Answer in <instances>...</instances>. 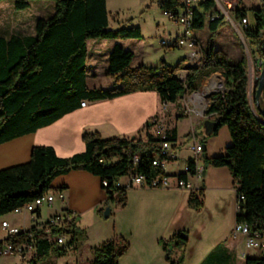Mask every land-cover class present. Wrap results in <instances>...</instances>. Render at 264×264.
I'll return each instance as SVG.
<instances>
[{
    "label": "trees",
    "instance_id": "trees-1",
    "mask_svg": "<svg viewBox=\"0 0 264 264\" xmlns=\"http://www.w3.org/2000/svg\"><path fill=\"white\" fill-rule=\"evenodd\" d=\"M4 1V0H0ZM34 0H13L17 11L29 8ZM54 14L47 19L39 18L35 34L0 37V144L32 134L47 127L81 108L82 102L93 103L110 100L136 92H156L161 104H175L181 100L185 91L199 89V77L190 72L181 80L177 72L183 60L175 66L162 61L158 67H130L133 52L116 44L108 57V76L115 80L112 88L89 89L88 42L90 40H139L142 30L129 24L118 29H109L107 0H52ZM262 2V1H261ZM162 11L174 13L181 7L179 0H158ZM216 4L213 0L201 1L194 9L193 30H202L207 16H215ZM249 13L254 25L242 30L253 55L258 54L259 74L264 63V4L261 8L248 10L240 6L233 12L232 19L240 22ZM210 22L211 36L202 50L201 68L213 72L222 71L225 78V93L212 98L206 116L213 115L216 120L206 123L210 133L208 138L227 127L232 140L224 154L208 158L202 155L203 162L215 168L227 167L233 177V184L239 199L236 223L246 224L251 233L264 234V120L257 107L253 111L248 92L249 77L246 59L232 63L228 55L216 48V37L225 17L216 16ZM182 34V33H181ZM194 41V35L189 34ZM175 42V40H174ZM175 50L174 45L169 47ZM210 73H208L209 75ZM257 86V82L255 83ZM255 99V91L253 94ZM264 108V91L262 94ZM256 102V101H255ZM158 116L147 122L142 131L131 138L103 139L99 133H85V150L68 158H61L53 147L37 146L32 149L30 161L0 171V218L13 213L24 205L42 197L53 190L52 182L59 176L72 171H86L100 178L107 199L101 209L100 217L111 205L124 208L127 204V187H119L123 177L143 176L147 183L167 176L159 167L153 165L155 157L160 156L161 144L167 140L177 147L175 128L160 137L154 133ZM143 134V135H142ZM138 156L139 161L134 162ZM164 158L161 156V159ZM112 159H116L112 162ZM187 165L194 172L196 163L192 159ZM179 178L187 180L184 173ZM106 182L107 186H103ZM188 207L197 212L204 208V192L200 189L191 192ZM72 214L70 211H66ZM40 215V210L37 211ZM77 218L64 230L55 231L69 236L62 246L50 242L48 237L36 241V251L26 264H43L52 257L61 258L71 251H77L80 242L87 238L86 231L76 227ZM21 233L19 236H23ZM0 241V250L4 243ZM188 234L176 233L170 240L162 243L169 264H184ZM129 244L122 238L114 237L94 249L90 264H119L120 258L128 251ZM235 255L224 244L216 247L201 264H235ZM244 264H264V256H247Z\"/></svg>",
    "mask_w": 264,
    "mask_h": 264
},
{
    "label": "crops",
    "instance_id": "crops-1",
    "mask_svg": "<svg viewBox=\"0 0 264 264\" xmlns=\"http://www.w3.org/2000/svg\"><path fill=\"white\" fill-rule=\"evenodd\" d=\"M116 44L119 43L114 46ZM186 48L177 75L181 80H185L190 72L201 76L198 90L185 91L175 104H161L156 92H136L87 103L50 126L0 144V171L28 163L32 149L37 146L53 147L61 158L82 153L85 150V133L97 132L103 139L134 137L147 122L158 116L154 127L156 135L164 136L159 132L162 127L166 132L172 128L177 131V159L169 163L164 172L171 177L183 173L188 160L194 157L191 149L193 134L202 142L211 131L206 123H213L216 117L205 114L214 97L212 95L222 91L221 85L225 81L222 74H217L218 71L211 73L208 69L210 74H204L198 57L191 55L201 48ZM181 122L187 124L184 131L179 126ZM202 124H205L204 134L200 132L198 135L196 128ZM231 144L228 128L222 127L217 135L208 138L203 154L208 158L224 154ZM198 167L202 174L201 182L197 183L195 177L188 180L203 189L204 208L199 212L188 207L189 190L138 187L131 185L130 178L123 177L118 186L127 187L126 206L117 209L112 204L110 216L100 217L97 210L107 199L100 178L86 171H72L52 182L53 190L63 189V199L57 200L50 207L52 212L46 216L40 210L41 219L70 211L77 218V229L86 231L87 238L80 242L78 250L74 255H67L71 264H90L94 249L114 237L122 238L129 244L119 264H169L162 243L182 231L188 234L184 264H201L220 244L235 255V264H244L243 254L249 255L240 248V244L245 241L246 245V240L231 239L239 207L233 177L227 167L206 165L202 156ZM0 220V225L7 222L22 231L33 227L28 213L9 214ZM6 236L0 227V241Z\"/></svg>",
    "mask_w": 264,
    "mask_h": 264
},
{
    "label": "rangeland",
    "instance_id": "rangeland-1",
    "mask_svg": "<svg viewBox=\"0 0 264 264\" xmlns=\"http://www.w3.org/2000/svg\"><path fill=\"white\" fill-rule=\"evenodd\" d=\"M238 2L241 8H247L248 10L262 7L261 0H238ZM54 7L55 3L52 0H34L30 3L29 8L17 11L14 8L13 0L0 1V37L10 39L12 36L23 37L34 35L37 20L39 18H50L54 14ZM107 9L109 12V29H118L122 26L132 24L141 28L142 38L139 40H90L88 42L89 68L87 77V86L89 89H108L114 86L115 80L108 76L107 72L109 53L115 43H119L126 50L133 52L134 58L130 67L132 65L133 67L141 65L146 67H158L163 60H166L168 65L175 66L182 60L186 53V47L170 50L168 47L161 46V40L163 39H165V42L169 45L173 44L176 37L182 33V28L174 25L163 14L158 0H107ZM218 15L220 17L222 14L219 10H216L215 16ZM231 16H233V13ZM237 23L238 22L233 19L230 21L228 18H225V21L218 30L215 42L216 48L228 55L232 63H236L245 57L249 77L248 92L251 107L255 112L256 102L253 94L257 77L260 75L259 55H253L251 53L248 42ZM248 24L250 26L254 25V18L251 13H249L248 16ZM209 25L210 23L206 21V25L202 30L192 31L198 43V47L201 48V50L206 47L211 36ZM203 70L205 72L204 74H208V69L204 68ZM94 73L96 76H93ZM217 74H222V71L219 70ZM221 86L223 91L225 89V81ZM217 94H221V91L214 93L212 97ZM180 106H182V104ZM256 115L263 120L260 115ZM179 126L184 131L187 124L186 122H181ZM204 131L205 124L196 128L198 135L200 132L204 134ZM115 161L116 159H112V162ZM41 210L44 216L52 212V208L48 207V205L41 207ZM10 214L18 215L14 213ZM21 216L23 217V215ZM69 239L70 237L68 236L66 243ZM240 248L243 249L250 258L261 256L260 252L247 248L245 241L240 244ZM74 253L75 251H71L67 255H74ZM1 260L2 262L0 264H10L12 262L21 264V260L18 257L6 256ZM43 264H71V260L67 256L61 258L52 257Z\"/></svg>",
    "mask_w": 264,
    "mask_h": 264
},
{
    "label": "built area",
    "instance_id": "built-area-1",
    "mask_svg": "<svg viewBox=\"0 0 264 264\" xmlns=\"http://www.w3.org/2000/svg\"><path fill=\"white\" fill-rule=\"evenodd\" d=\"M204 0H179L181 7L177 12L171 10L163 11V14L176 26L182 28V33L193 34L192 24L194 9L198 7L199 3ZM216 4V10H219L220 13L232 21L231 14L239 7L238 0H213ZM217 19L216 16L212 14L207 16V21L213 22ZM247 19H243L237 23L241 30L247 27ZM161 46L165 47V39L161 40ZM175 47H188L190 49L198 48V43L194 37V41H183L181 40V34H179L175 39ZM169 48V47H168ZM192 57H198L199 63H202V50L195 51L192 54ZM87 102H82L81 107H85ZM164 134V139L167 135L164 127L159 131ZM194 157L193 160L196 163L195 170L192 172L188 165L185 166L183 173L189 177H195L198 181L201 182L202 174L198 167V162L201 160V156L204 152V144L197 139L193 134L192 147H191ZM177 147H174L172 143L165 140L161 144L160 156L155 157L153 165L159 167L163 172L165 171L166 166L177 159ZM161 156L164 157L161 159ZM139 157H134V162H138ZM165 173V172H164ZM185 181L179 178L178 176H165L162 179H154L150 183H147L143 176H133L130 178L131 185L145 188H160V189H185L191 192H197L200 190L198 184L193 185L189 180ZM103 186H107V183L104 182ZM63 199V193L60 191L53 192L49 191L43 195V200H34L23 207L15 210L13 213L21 214L28 213L30 214L33 222V227L29 230L22 231L17 227L9 225L7 222H2L0 227L3 231L6 232V239H14V242L4 243L3 248L0 250V260L3 257L11 256L18 257L22 262L28 263L32 258L33 254L36 251V241L43 240V237H50V242L55 243L56 245L62 246L66 243L67 236L62 233H55V231L64 230L68 224L74 218V214H69L68 212H62L59 214H54L49 216L47 219L42 220L41 216L37 214L38 210H41V207L48 205L52 207L57 200ZM239 201V199H238ZM239 209V207H238ZM23 233V236L19 234ZM244 238L246 240V247L260 252V248H264V234L251 233L248 226L243 223H236L232 230L231 239L239 240ZM264 256V255H263ZM243 258L246 259L247 255L243 254Z\"/></svg>",
    "mask_w": 264,
    "mask_h": 264
},
{
    "label": "water",
    "instance_id": "water-1",
    "mask_svg": "<svg viewBox=\"0 0 264 264\" xmlns=\"http://www.w3.org/2000/svg\"><path fill=\"white\" fill-rule=\"evenodd\" d=\"M261 1L264 4V0H261ZM260 65H262V64L260 63ZM223 87H224V84H223ZM225 90L226 89L221 91L222 95H224ZM254 91H255V101H256L257 110H258L260 116L264 120V108L262 107V103H263L262 94L264 91V63H263L260 75L257 77V86H255ZM110 213H111L110 208H107L104 212V218H108L110 216Z\"/></svg>",
    "mask_w": 264,
    "mask_h": 264
},
{
    "label": "bare ground",
    "instance_id": "bare-ground-1",
    "mask_svg": "<svg viewBox=\"0 0 264 264\" xmlns=\"http://www.w3.org/2000/svg\"><path fill=\"white\" fill-rule=\"evenodd\" d=\"M188 37H189V38H188ZM181 40H183V41H192V40L190 39L189 33H183V34H181ZM172 45L175 46V42H173V44H171V45H169L167 42H165V47H170V46H172ZM36 200H43V196H42V197H39V198L36 199ZM48 239H49V241H50V237H48ZM260 253H261V255H264V248H260Z\"/></svg>",
    "mask_w": 264,
    "mask_h": 264
}]
</instances>
